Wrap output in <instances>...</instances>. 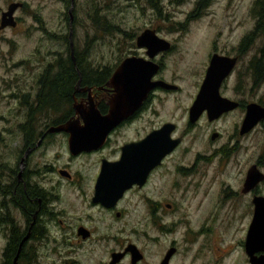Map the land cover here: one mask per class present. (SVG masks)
<instances>
[{"label":"rangeland","instance_id":"1","mask_svg":"<svg viewBox=\"0 0 264 264\" xmlns=\"http://www.w3.org/2000/svg\"><path fill=\"white\" fill-rule=\"evenodd\" d=\"M7 1L27 3L23 13L26 27L18 29L15 34L7 31L5 37L15 41L17 63L29 59L31 64L27 63L26 66H36L48 48L55 49L54 42L48 40L47 35H51L63 23L61 20L66 7L63 8L61 0H0V6ZM198 2L199 0H75L73 41L81 54L84 68L98 67L112 71L125 57L141 55V50L134 45L135 38L148 29L172 47V50L163 54L164 68L157 78L175 85L178 90L155 92L150 107L140 118L111 134L109 143L101 151L71 158L67 152L66 139L59 136L54 138L52 145L42 147L30 156L29 170L41 172L45 165L55 170L65 168L72 179L67 181L57 176L55 171L45 173L44 170L41 178L32 179V182L58 196L52 206L56 211L64 212L58 215L59 219L54 218L49 239L36 246V264H60L47 249H56L63 259L65 252H72L77 245L73 236L75 226L86 225L85 215L95 217L94 211L85 210L84 206L87 207L100 160L115 158L121 145L145 137L164 123L175 125L171 136L181 138V143L171 157L151 174L142 190L127 194L129 205L136 208L138 218L131 219V214L126 212L124 219L127 221L109 222L112 221L113 227L126 232L128 230L121 226L138 227V233L144 232L150 239L140 235L137 239L129 235V239L142 247L144 263H152L159 250L171 245V240L181 250L180 241L184 231L177 230L173 236H165L151 228L146 200L152 204H160L164 213V204L173 203L177 207V214H164L162 223H170L185 215L192 226L208 227L211 230L208 239H205V234L202 235L198 238L199 242L191 248L192 252L196 251L203 241L209 247L208 253L197 264L207 257L210 261L214 259L219 263V256L229 249L234 252L224 258V264H231L235 260L239 264H245L246 257H243L239 243L248 221L245 214L248 200L235 195V192L251 165L255 164L258 171L264 174V126L258 124L250 135L241 138L237 133L244 114L242 110L224 114L211 122L202 115L192 125L188 124L187 114L205 75L211 54L231 56L239 50L240 41L253 28L251 10L255 0H205L199 7ZM93 13L95 17L98 15L104 18L101 24L103 27L108 25V31L93 23ZM35 15L45 34L36 30ZM66 27L64 23V28ZM66 33L65 29V40ZM243 51L248 53L241 58L242 63L235 68L232 76L222 83L219 94L229 100L264 103V78L256 82V85L252 84L243 65L249 57H255L260 59L264 70V44L255 40ZM17 70L21 72L20 68ZM7 93L8 90H0V99ZM8 108L0 100V162L6 164L12 162L14 152L18 150L19 127L15 128V125H19L23 114V111L16 114L15 107L10 111ZM66 110L67 107L64 111ZM42 124L43 122H38L36 129L39 130ZM212 134L217 135L213 141L210 140ZM197 156H205L206 163H197ZM180 168L185 170L179 171ZM258 187L264 195V181ZM6 202L0 196V215L8 212L19 227H23L18 212ZM109 235L120 241L124 239L121 232L114 233L112 230ZM151 240H157L158 243ZM91 241L82 244L86 246ZM4 244L5 232L0 229V262ZM190 257L191 254L178 255L176 261L187 263Z\"/></svg>","mask_w":264,"mask_h":264},{"label":"flooded vegetation","instance_id":"2","mask_svg":"<svg viewBox=\"0 0 264 264\" xmlns=\"http://www.w3.org/2000/svg\"><path fill=\"white\" fill-rule=\"evenodd\" d=\"M61 3L63 8L66 7V10L62 15L63 20H61L63 23L58 26L51 35H47L49 36L48 40L54 42L53 46L55 49L49 50L48 48L46 54L43 56V58H41L39 63L36 66L30 67L26 66L27 63L31 64L29 59L19 63L15 61V41L13 38L5 37V33H7V31L15 34L18 29L21 30L26 27L23 13H25L27 3L7 1L0 6V90H8L6 96L4 97L2 94L3 97L0 100L9 106L8 111L14 107L16 114L20 113V111H23V114L21 115L22 119L19 121V125H15V128H17V126L19 127V131L17 133V135L19 134L20 138L18 150L17 152L15 150L13 160L10 164L0 162V196L7 200L6 204L11 205V207L14 208L16 212H18V215L22 220L23 227H19L18 223H16V221L10 217L8 212L0 215V229H3L5 232V244L1 253V264H7V257L10 259V264H12L14 259L16 260V264H36V246L49 239L50 228L54 225V218L59 219L58 215L64 213L63 211H56L54 206H52V203L58 199V196L48 192L36 182H32V179L34 177L41 178V175L44 174L42 170H44L45 173H53L55 171L57 176L65 178L67 181L72 180L71 175L65 168L55 170L54 168L47 165L43 166L41 172L39 170H29L28 166L30 164V156L40 148H46L48 145H52V143H54L55 137L61 136L62 138H65L67 145L68 135L66 133L49 132L48 130L71 119H74V110L72 108L73 101L84 104L87 97H89L91 101L96 104L99 113L101 115H105L108 111L107 104L113 97L112 89L107 87L106 83L108 82L114 69L112 71H108L98 67L84 68L80 66L81 54H79L78 50H76L73 41V30L76 22L75 0H61ZM13 5L14 8H12V11L10 12L9 10ZM92 16L95 17V13H93ZM64 23L67 26L66 28H64ZM34 24L36 25V30L45 34V30L42 28V24L36 15L34 18ZM65 29L67 30L66 40ZM27 33L28 31H26L25 34ZM138 50H141V55L135 54L129 55L127 57L146 59L145 49ZM170 50H172V47L169 44V49L167 51L158 53L153 58L152 61L157 64L159 68L157 74L152 78L153 81H163L162 79L157 78V75L161 73L164 68L162 63L163 54L169 52ZM247 53L248 52H242L239 49L231 56H227L235 59V65L223 83L232 76L235 68L240 65V63H242L241 58ZM257 61V58L249 57L248 60L243 63L244 68L247 70L249 78L252 81V84L255 83V85L257 82ZM23 65L25 67H23ZM18 68L21 69V72L17 70ZM103 72L104 75L99 76ZM70 73H73L74 75V78L68 82V87L72 92L70 93V101H67L69 102L67 110L64 111L66 104L63 94H57L54 96L52 101L46 99V97L50 93V88H52L55 84H58L59 82H64L66 84L67 78L65 75ZM82 75H84L85 79L87 80L85 85H82L81 83ZM177 90L178 88H176L175 91ZM157 91L164 90L159 88L151 90L146 101L142 103L139 109L134 111L129 117H127L124 121H122V123H120L109 133L104 145L109 143V136L111 134H114L119 129L132 124L140 118V115L150 107L151 101L154 99L155 92ZM234 102L237 103V108L233 111L242 110L243 113H245V106L250 104L241 100ZM49 104H52L51 107H49ZM257 104L264 108V103L259 102ZM16 107L18 110H16ZM233 111L227 112L225 114L231 113ZM202 115H205V113H202L200 117ZM223 115L224 114H222L220 117ZM38 122H43L39 130L36 129ZM258 124H263L264 126V121ZM256 126L243 135H239L238 129L237 136L241 138L247 137L255 130ZM9 135L11 140V132H9ZM143 138L132 140L128 143L137 142ZM104 145L98 150L87 153L81 152L75 156H71L68 150L67 152L71 158H75L81 155L93 154L95 152L101 151ZM123 145L118 148V153L115 158L111 157V159L101 160L116 162L120 157V148ZM176 148H174L170 154L166 155L157 167L148 173L145 182L141 186L131 185L129 188L124 190V192L112 205H105L93 201L94 184L99 174L100 160L98 172L95 176V180L93 181L91 193L88 196L87 207L84 206L85 210L88 209V211H94L95 217L85 215L84 219L86 221V225L78 224L75 226L73 236L77 245L71 250L72 252H65L63 259L61 256H59L57 250L53 249L52 247L48 248L47 252L49 251V254L55 256L60 264H145V256L142 252V247L135 241H131L129 239V235L134 236L136 239L139 235L143 238L149 237H146L144 232L138 233L136 230L138 227L121 226L128 230L126 232L123 229L120 230L113 227L112 221H109H127V219H124L126 212L131 214V219L133 217L138 218V212L136 211V208L129 205L130 200H128L127 194L142 190L147 184L151 174L158 170L164 164V162L171 157ZM195 161L197 163H206L207 158L205 156H197ZM252 166H255V164L251 165L250 167ZM181 170L185 169L180 168L179 171ZM244 180L245 176L244 179L239 183L235 195L248 200V206L245 212L246 216L248 217V221L245 225L243 239L240 241L239 245L242 248L241 253L243 257L244 255L246 257L244 258L245 264H249L248 258L244 252V242L253 213L251 200L256 196L264 197V195L259 191L258 187L264 181V179L263 181L256 184L252 189L245 192L243 189ZM146 202L149 205L147 214L151 216V228L165 236H173L177 230L183 229L182 231H184L182 240L180 241L181 250L175 247L174 241L171 240V245H169L167 248H162L159 250L153 262L148 264H197V261L205 257V253H208L209 247L204 241L196 251L192 252L191 248L195 243L199 242L198 238L202 235L205 234V239H208L207 237L211 234V230H209L208 227L192 226V223L188 221L185 215H181L177 220L170 223H162L161 219L163 218L164 214H170L173 216L177 214V207L173 203L164 204V213L160 208V204H152L147 200ZM250 208L251 210H249ZM57 223L62 224L60 221H57ZM112 230L114 233H123V241H120L114 236L109 235ZM61 240H63L65 245L64 238ZM90 240H92L91 243L87 244L86 246L82 244ZM151 241L156 242L157 240ZM10 245L13 247H10ZM113 247H115V249ZM7 248L13 251L10 253L8 251L6 252ZM230 252L234 251L229 249L220 255L219 258L221 260L219 263L214 259L210 261L207 257L200 264H224V258L229 257ZM70 253L72 254L70 255ZM187 254H191L190 260L187 263H177L176 257L178 255ZM259 255H261V253H254L255 257ZM213 256L215 258V252L213 253ZM45 257H47V255ZM237 262L238 260H235L231 264H239Z\"/></svg>","mask_w":264,"mask_h":264},{"label":"water","instance_id":"3","mask_svg":"<svg viewBox=\"0 0 264 264\" xmlns=\"http://www.w3.org/2000/svg\"><path fill=\"white\" fill-rule=\"evenodd\" d=\"M12 8L14 5L10 12ZM135 47L145 49L146 59L127 57L114 69L106 83V86L112 89L113 97L107 104L108 111L105 115H101L96 104L87 97L84 104L73 101L74 119L48 130L68 135L67 150L71 156L100 149L109 133L139 109L151 90L155 88L164 91L176 90L175 85L152 80L159 69L152 60L158 53L169 49L168 42L146 29L135 38ZM234 65V58L211 55L204 78L188 109V124H194L202 113H205L207 120L211 122L237 108L236 102L219 95V88ZM263 121V107L257 103L246 105L239 135L249 132ZM174 130V124L165 123L149 132L140 141L124 144L120 148V157L116 162L101 160L99 174L94 184L93 201L112 205L131 185L141 186L148 173L181 142V138H172ZM215 138L216 134H212L210 140ZM263 179L264 175L255 166L250 167L245 175L244 192L252 189ZM251 204L253 213L245 237L244 252L249 264H264V197H253ZM254 253L261 255L255 257ZM12 264H16L15 259Z\"/></svg>","mask_w":264,"mask_h":264},{"label":"trees","instance_id":"4","mask_svg":"<svg viewBox=\"0 0 264 264\" xmlns=\"http://www.w3.org/2000/svg\"><path fill=\"white\" fill-rule=\"evenodd\" d=\"M205 0H199L197 6L199 7L200 5H202V3H204ZM251 14L254 18V25L253 28L242 38V40L240 41L239 44V49L240 51L248 49L255 40H259L264 44V0H255L252 10H251ZM93 23L95 25H98V27H100V29L103 27V25L101 24L102 21L104 20L103 17H98V15H96L95 18H92ZM108 25H105L102 29L107 30ZM83 59H80V66L83 67L82 63ZM66 65V63H65ZM86 66H88V64H86ZM104 75V72L102 74H100L99 76ZM65 77L67 78L66 84L64 82L62 83H58L55 84L52 88H50V93L49 95L46 97V99H49L52 101V99L54 98V96H56L57 94H63L64 96V100H65V107H68L69 102L70 101V93L72 92L71 89L68 87V82L71 81L74 78L73 73L70 74H66ZM264 78V70L263 67L261 65V61L260 59H258L257 61V71H256V80L257 82L261 81ZM86 79L85 76L82 75L81 76V83L82 85L86 84ZM52 104H49V107H51ZM41 109V108H40ZM9 195V193H8ZM10 247H13L12 245H10ZM9 247V248H10ZM9 248H7L6 252L8 251L9 253L12 252L13 250H10ZM7 264H10V259L7 257Z\"/></svg>","mask_w":264,"mask_h":264}]
</instances>
